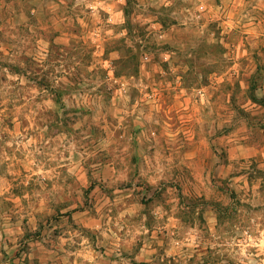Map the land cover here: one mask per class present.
Masks as SVG:
<instances>
[{
  "label": "rangeland",
  "instance_id": "obj_1",
  "mask_svg": "<svg viewBox=\"0 0 264 264\" xmlns=\"http://www.w3.org/2000/svg\"><path fill=\"white\" fill-rule=\"evenodd\" d=\"M18 4L0 0V264H264V47L238 49L249 35L189 16L194 2L130 0L126 39L106 47L123 51L127 88L109 113L107 63L89 70L86 2ZM25 6L33 32L11 23ZM44 41L42 67L28 47ZM244 143L260 157L225 170Z\"/></svg>",
  "mask_w": 264,
  "mask_h": 264
},
{
  "label": "crops",
  "instance_id": "obj_2",
  "mask_svg": "<svg viewBox=\"0 0 264 264\" xmlns=\"http://www.w3.org/2000/svg\"><path fill=\"white\" fill-rule=\"evenodd\" d=\"M9 1V0H5ZM19 1L22 0H10V2H14L15 7H19ZM184 2H194L196 4L195 10L190 8H186L185 11L189 14V16L201 17V18H213L219 21H222L224 25L232 26L234 29L238 30L241 34L249 35L247 37L248 42L241 41L237 46L238 49H246L247 44L252 47L259 48L260 46L264 47V41L261 37H264V0H182ZM87 6L89 7L87 13V19L83 18L86 26V34L88 39L86 42L89 44L91 61L89 63V70L94 71L99 68V64L104 62L107 63L109 68V113H113L115 111H119L121 107L120 100L123 101L122 96L127 93V88L123 83L125 77L120 76L116 72V64L119 61H122L125 56L122 50L114 49L109 51V56L106 58V47L110 41L121 42L126 39L125 30L120 31L119 28H122V25L126 24V19L129 16V3L130 0H84ZM176 0H138L139 8L141 10H146L147 8H154L156 10L162 9L163 7H169L170 10L174 9ZM33 3V2H32ZM34 5V3H33ZM14 8V7H13ZM92 10H91V9ZM34 8L25 6L24 9H16L17 11H21L18 15L12 18L13 25H23L25 23L26 26H29V30L33 32V27L31 25L32 17L31 14L34 13ZM45 12L48 13V10L43 8ZM173 13H176L173 11ZM25 17V18H24ZM160 30L164 28L160 22L155 23ZM154 25V26H156ZM116 30H119L116 31ZM59 36L55 38V43H58V47L60 50L64 51L65 47H67L68 42L66 37H62L60 35L61 31L58 30ZM161 35V32H159ZM68 39L69 34L66 33ZM62 40V41H61ZM263 42H262V41ZM67 42V44H66ZM127 42V41H125ZM124 43V42H123ZM30 44V43H29ZM50 41H44L42 47L38 48L32 43L28 50L32 59L38 61L42 67L48 66L50 59ZM62 44V46L60 45ZM65 45V47L63 46ZM260 45V46H259ZM246 53V50H245ZM253 54V53H252ZM250 56L248 59L252 58ZM78 65L80 63H77ZM62 66H58L57 69H60ZM59 73L65 72L58 71ZM37 70L32 67H27L26 69V80L29 83L37 82ZM58 80H65V75H58ZM34 91V89H32ZM59 92V91H57ZM75 91V95H76ZM80 93V92H79ZM90 98L96 97L98 94H88ZM66 93L63 92V101L65 103ZM118 99V100H117ZM120 99V100H119ZM55 103V101H53ZM66 106V105H65ZM89 107L95 109V105L90 103ZM126 107V106H125ZM125 126L123 122H117L115 124L109 123V135L106 137L105 142L106 146H118L121 144L120 138L124 137H116V129H121ZM128 138V137H127ZM126 140V138H125ZM260 150L255 147V145L250 143H244L240 145H230L229 147V155L227 159V163L223 166L225 170L231 171L235 169V165L241 163L243 161H252L253 159L260 157ZM109 168L115 169V165L113 160L109 162ZM221 168V166H219ZM103 189L104 186L95 185L94 189ZM106 198V197H105ZM109 198H107L108 200Z\"/></svg>",
  "mask_w": 264,
  "mask_h": 264
},
{
  "label": "trees",
  "instance_id": "obj_3",
  "mask_svg": "<svg viewBox=\"0 0 264 264\" xmlns=\"http://www.w3.org/2000/svg\"><path fill=\"white\" fill-rule=\"evenodd\" d=\"M55 104H56V106L59 107V109H62L64 111L66 110V106H65V103L63 101V92H57ZM93 188H94V184L89 187L88 192L92 191Z\"/></svg>",
  "mask_w": 264,
  "mask_h": 264
},
{
  "label": "built area",
  "instance_id": "obj_4",
  "mask_svg": "<svg viewBox=\"0 0 264 264\" xmlns=\"http://www.w3.org/2000/svg\"><path fill=\"white\" fill-rule=\"evenodd\" d=\"M91 9V8H90ZM92 10V9H91Z\"/></svg>",
  "mask_w": 264,
  "mask_h": 264
}]
</instances>
